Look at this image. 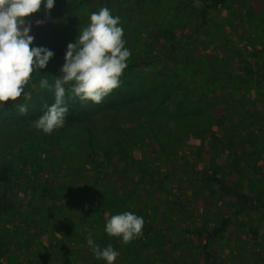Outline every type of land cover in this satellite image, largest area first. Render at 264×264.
<instances>
[{"label": "rangeland", "instance_id": "374dc122", "mask_svg": "<svg viewBox=\"0 0 264 264\" xmlns=\"http://www.w3.org/2000/svg\"><path fill=\"white\" fill-rule=\"evenodd\" d=\"M210 3L55 0L39 29L43 5L29 18L32 47L53 51L52 33L59 61L101 7L120 17L127 64L146 47L159 60L172 33L193 43L176 57L183 74L175 58L125 70L102 103L71 99L70 124L51 135L33 122L53 104L54 90L28 84L31 100L0 105V163L15 170L12 196L0 187V246L14 235L0 264H107L87 245L90 233L119 253L114 264H264V0H230L218 9ZM49 73L50 84L61 75ZM72 102L77 112L70 113ZM43 185L54 192L44 200ZM123 212L145 220L143 235L128 244L104 231ZM225 217L231 221L218 237L197 235Z\"/></svg>", "mask_w": 264, "mask_h": 264}, {"label": "clouds", "instance_id": "9594fccd", "mask_svg": "<svg viewBox=\"0 0 264 264\" xmlns=\"http://www.w3.org/2000/svg\"><path fill=\"white\" fill-rule=\"evenodd\" d=\"M55 0H0V105L17 102L22 96L31 100V94L25 92L34 73L46 68L54 53L45 47H32L34 37L29 33L32 24L29 20L38 13L43 5L44 20H37L40 27L48 21ZM90 23L79 29L74 43L67 45L61 75L54 84L41 75L39 87L54 90L55 100L46 111L33 122V127L44 134L51 135L64 126L69 112L67 92L71 99L82 103L100 104L105 97L120 86L121 76L128 67L131 56L125 46L124 31L119 16H113L107 7L89 16ZM27 105H19V113L26 115ZM145 220L133 212L112 215L106 220L104 231L109 237L122 238L128 244L143 235ZM87 245L96 259L114 264L119 253L111 244L105 248L98 246L90 233Z\"/></svg>", "mask_w": 264, "mask_h": 264}, {"label": "trees", "instance_id": "16d2710c", "mask_svg": "<svg viewBox=\"0 0 264 264\" xmlns=\"http://www.w3.org/2000/svg\"><path fill=\"white\" fill-rule=\"evenodd\" d=\"M74 0H67V2H71ZM109 0H78L79 4H84L86 3L87 5L89 3H94L97 2L99 4H105L107 3ZM113 1V0H111ZM129 2L132 3V5H134L135 7H141L144 5L149 4L152 0H128ZM211 3L208 5V7H212V8H220V7H224V3L228 2L230 0H209ZM102 8V7H101ZM108 8V7H107ZM109 9V8H108ZM204 9L203 8L201 11H199V15L204 17ZM100 10V9H99ZM84 12L86 13L87 10H84ZM150 19V18H148ZM34 25V24H33ZM35 28L39 29V27L36 26V24L34 25ZM47 35L49 36V38L52 39V43L49 46L50 49H54L52 52L56 53V56L58 55V53L60 52V43L58 41V38H53L52 33H47ZM175 35L174 33H172L171 35V40L168 43V45L163 49L161 48L160 53H163V56H160L159 60L157 61H151L150 55H148V48L146 47L145 49H143V53L142 55L136 56L134 58H131L129 63H128V67L125 70H133V69H138V68H145V67H156V68H160L163 67L164 64L166 65L168 62V59H170V61L172 62L173 59L175 58V70L176 67L178 68V72L183 74L184 73V69L182 68V65H178L177 63H179L176 60V57H182V53L184 52V49L186 46H189L193 43L192 41V37L189 35L186 38H178L175 39ZM53 47V48H52ZM172 59V60H171ZM55 64L52 65L51 62H54ZM64 58L61 59V61H59L57 59V57H53L48 65L46 66L45 69L41 70L40 73H34L32 80L29 84H32L33 86L37 87L40 84V76L43 75L45 76L47 79L49 78V76L51 75L49 72L53 71L54 73H56V75L58 76L60 73V69L64 64ZM156 63V65H154ZM174 64V63H173ZM172 65V64H171ZM48 69H50V71L48 72ZM246 74L252 75V71L250 70V67L248 66H244L242 69ZM51 77V76H50ZM57 78V77H56ZM182 79V78H181ZM187 83V81H184ZM175 90V89H174ZM65 101L68 106V103L71 101L70 95L65 96ZM54 103V101H53ZM40 105V104H38ZM80 109V106L78 105V103L72 102L70 103V113L71 112H77ZM71 120L66 119L65 123L66 124H70ZM91 151V150H90ZM90 154V153H89ZM143 172V170L141 171ZM15 174V170L13 168L12 163H10L9 161H3L2 163H0V187L4 190L7 191V194L12 196V188L14 186V179L13 176ZM205 179L207 181H209L210 183H213L215 185H217L221 190L225 188V183L224 181L217 177V176H213V175H206ZM54 194V192H52V189L46 185H43V187L41 188V192H40V197L44 200V198H46L49 195ZM245 201L249 204V206H251L253 199H249L248 197L245 198ZM256 201V200H254ZM40 204H36L34 206V209H32L34 212H36L39 208H40ZM259 207H264V203L259 204ZM0 208H3L2 206ZM5 213H7V211H5ZM31 214V211L29 210L27 215ZM231 221L230 217H225L223 218L217 227L213 228L210 232H197L198 236H202L203 238L206 239V241H209L210 239L214 238V237H218L222 232L225 231V229L227 228V226L229 225ZM14 238V235L11 236L10 239H7L8 241L6 242V244H3L0 246V262L1 259L4 257L3 255L6 254V252L8 250H10V241ZM30 239V238H29Z\"/></svg>", "mask_w": 264, "mask_h": 264}]
</instances>
